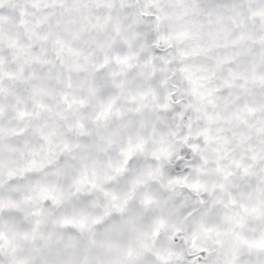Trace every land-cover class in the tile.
<instances>
[{
    "label": "snow or ice",
    "instance_id": "6c2138e0",
    "mask_svg": "<svg viewBox=\"0 0 264 264\" xmlns=\"http://www.w3.org/2000/svg\"><path fill=\"white\" fill-rule=\"evenodd\" d=\"M0 264H264V0H0Z\"/></svg>",
    "mask_w": 264,
    "mask_h": 264
}]
</instances>
